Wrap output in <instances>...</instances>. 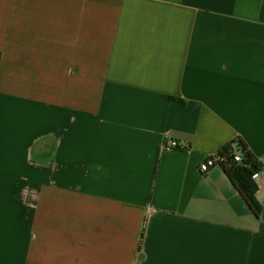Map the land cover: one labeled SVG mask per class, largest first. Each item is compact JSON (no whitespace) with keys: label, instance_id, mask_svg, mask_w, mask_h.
I'll use <instances>...</instances> for the list:
<instances>
[{"label":"crops","instance_id":"crops-1","mask_svg":"<svg viewBox=\"0 0 264 264\" xmlns=\"http://www.w3.org/2000/svg\"><path fill=\"white\" fill-rule=\"evenodd\" d=\"M263 178L264 0H0V264H264Z\"/></svg>","mask_w":264,"mask_h":264},{"label":"trees","instance_id":"trees-1","mask_svg":"<svg viewBox=\"0 0 264 264\" xmlns=\"http://www.w3.org/2000/svg\"><path fill=\"white\" fill-rule=\"evenodd\" d=\"M238 147L243 155L242 164L245 167H240L233 160H228L221 168L239 191L253 214L259 219L262 214V206L257 199L258 186L254 179L262 171L263 165L242 141L238 142Z\"/></svg>","mask_w":264,"mask_h":264},{"label":"built area","instance_id":"built-area-1","mask_svg":"<svg viewBox=\"0 0 264 264\" xmlns=\"http://www.w3.org/2000/svg\"><path fill=\"white\" fill-rule=\"evenodd\" d=\"M238 142L240 141L237 140L236 142L229 145L226 150H223L220 153L208 158L204 162V164L201 165L200 167L201 171L207 172L213 167H222V165L226 163L228 160H233L234 162L238 163L240 167H245L244 164H242L243 155L239 150ZM180 149H181L180 143L174 140H169L163 145L164 152H171ZM262 182L264 184V178L262 179Z\"/></svg>","mask_w":264,"mask_h":264}]
</instances>
